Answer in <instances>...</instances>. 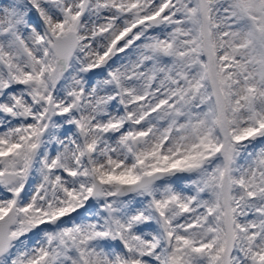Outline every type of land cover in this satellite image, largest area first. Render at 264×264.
Wrapping results in <instances>:
<instances>
[{"label": "snow or ice", "instance_id": "obj_1", "mask_svg": "<svg viewBox=\"0 0 264 264\" xmlns=\"http://www.w3.org/2000/svg\"><path fill=\"white\" fill-rule=\"evenodd\" d=\"M0 264H264V0H0Z\"/></svg>", "mask_w": 264, "mask_h": 264}]
</instances>
